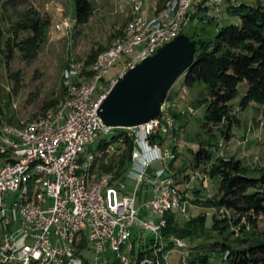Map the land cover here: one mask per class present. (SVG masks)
I'll use <instances>...</instances> for the list:
<instances>
[{
	"label": "rangeland",
	"instance_id": "1",
	"mask_svg": "<svg viewBox=\"0 0 264 264\" xmlns=\"http://www.w3.org/2000/svg\"><path fill=\"white\" fill-rule=\"evenodd\" d=\"M177 1L175 0V3ZM240 1H245L247 4L260 3L264 6V0L237 2ZM91 2L92 16L87 23L78 24L75 0H14V3L0 0V30L6 38L10 37L14 22L29 8H34L42 15L48 16L51 21L38 57L34 61L24 60L19 50H15L9 63L6 58L0 62V124L8 122L9 119L11 123L17 124L21 121L42 118L46 102L57 99L60 104L68 95L70 83L82 84L93 78L95 70L92 71L91 76L85 75L86 71L89 72V66L84 64L90 55L97 53L99 55L102 51L111 48L118 40L121 42L130 40L127 27L133 17L132 0H91ZM194 2L195 0L188 10V15L191 17L183 21L180 31L196 41L215 37L223 26L241 22L239 15L228 11V8L231 9L234 5L232 0L218 2V5L214 0H197L193 4ZM170 3L172 0H145L143 13L149 26L153 27L154 23L159 25L163 20L161 15L170 7ZM168 12L169 10L166 13ZM147 28L145 27L144 31ZM145 33H149L148 29ZM145 42L146 39L143 43ZM139 47L140 45L131 52L124 50L125 53L122 52V56L119 55L121 57L115 59V66L110 73H104L105 82H117L122 77H120L121 72L129 66L125 64L133 63L138 58ZM197 50L200 48L197 47ZM79 63L83 65L81 70L76 66ZM246 90V84H240L239 94L231 102L232 113L236 115L237 122L232 125L228 133L224 124L204 126L207 113L205 97L208 95L204 83L197 82L192 87L186 86L182 76L167 94L163 106L165 105L166 113L176 119L177 128L170 131V135L162 134L164 137L162 142H159L158 137L152 138V142L159 143L165 149L170 148L166 163L157 160L153 166L158 169L166 165L167 174L174 179L175 186L179 183L180 188L190 196L184 195L181 207L173 210L178 222L177 228L182 236L187 235L188 238L171 235L172 245L163 238V252L154 251V255L151 256V259L154 258L152 259L155 261L154 264H167V258L170 264H182L181 250L188 247L190 249L188 260L191 264L198 262L228 264L224 259L223 242L236 248L264 242V215H256L252 219L240 215L239 223H235L232 218L238 216L232 210L219 208L216 204L220 195V180L218 176L209 173L211 163H197L194 158L199 147H204L213 154L212 163L218 162L220 158L233 159L241 163L244 172L250 177L260 178L264 175V107L256 103L243 106L241 101ZM52 108L53 106L47 109V111L50 109L48 113L57 109L58 105L57 108ZM188 112L189 118L186 117ZM162 117L165 119V116ZM113 129H106L102 133L109 134ZM158 132L165 130L161 129ZM99 139L100 137H97L93 144L86 147V160L92 164L93 151L98 149ZM120 141L123 142L120 146L125 150L124 139L121 138ZM115 148V145H110L109 151L101 156L96 172L99 171L98 173L101 174L100 172L105 171L119 177L125 174V168L126 166L128 168L131 159L128 158L129 161L127 159L122 165L120 159L113 155ZM134 162L132 158L127 174H131ZM110 165L114 166L111 171L105 168ZM125 185L126 193L132 194L136 181L126 178ZM216 213L222 218H227V221L214 228L212 217ZM198 218L200 220L196 221ZM176 239L181 240L180 243L184 248L176 242ZM199 256L201 259L198 258ZM194 258L198 262H193Z\"/></svg>",
	"mask_w": 264,
	"mask_h": 264
},
{
	"label": "built area",
	"instance_id": "2",
	"mask_svg": "<svg viewBox=\"0 0 264 264\" xmlns=\"http://www.w3.org/2000/svg\"><path fill=\"white\" fill-rule=\"evenodd\" d=\"M223 1L214 0L217 5ZM236 1L232 0L234 5ZM186 5L182 4L177 27H183L184 18L191 17L185 14ZM138 6L132 0L131 7ZM167 24L169 16L164 25L155 26L158 36L153 42L140 43L139 59L125 65L135 67L170 42L171 34L160 36V27ZM124 50L127 51V47ZM116 54L106 61L105 73H110L115 66ZM91 85L92 82L86 83L81 102L71 106L69 113L58 111L55 117L41 123H34V119L21 121V124L32 123V130H27L23 136H14L0 125V217L6 227V235L0 236V264H42L43 257H54V264H105L106 260H114L115 264H137L139 253H143L140 264H151L156 242L161 240L154 239V231L158 230L157 222L161 220L162 203H170L174 213V198L177 195L190 197L179 183L176 189L167 190L166 165L158 169L153 166L157 160L166 163L170 150L152 142L153 136L170 135V131L177 128L176 119L166 123L162 115L136 126V134L131 137L139 143L138 156L131 174H125L123 181L114 182L111 175L102 180L97 189L77 186V193H67L65 178H72L74 185L77 184L75 164L73 176L65 177V163L71 162V151L78 142L91 141L92 133H100L93 131V123L98 122L100 106L114 87V83H104L103 78L100 92H91ZM67 92H76V82L69 84ZM186 117L189 118V112ZM158 123H165V132H158ZM35 128H42V136L40 142L31 143L27 132H35ZM100 134L102 140L107 133ZM11 143L23 144V151L12 153ZM33 168L46 170L47 193L41 200L24 202L23 193L17 189V179L19 175L31 173ZM126 178L136 181L132 194L126 193ZM103 181L111 183L108 204L100 202ZM9 193H16L17 205H10ZM116 213H123V221H116ZM83 228L91 229L94 245L90 249L72 248V234H79V240L83 241ZM176 242L181 240L176 239ZM181 251L182 264H191L189 247ZM166 261L170 264L168 258Z\"/></svg>",
	"mask_w": 264,
	"mask_h": 264
},
{
	"label": "trees",
	"instance_id": "3",
	"mask_svg": "<svg viewBox=\"0 0 264 264\" xmlns=\"http://www.w3.org/2000/svg\"><path fill=\"white\" fill-rule=\"evenodd\" d=\"M237 1L236 5H233L231 9L228 8V11L240 16V24L223 26L218 30L215 37L199 39L197 47L200 50H197L193 64L183 74L186 86L192 87L197 82H202L206 85L208 95L205 97L207 113L204 126L213 127L224 124L227 128L226 133L237 122L236 115L232 113L231 102L238 96L240 84L243 83L247 86V90L241 101L243 106L246 107L250 103H256L264 107V6L260 3L247 4L245 1H240L239 3ZM8 2L14 3V0H8ZM75 11L77 23H87L93 14L91 0H75ZM135 15V7H133V17L128 26L134 20ZM50 22L48 16L42 15L34 8H29L22 12L12 26L10 37H4L3 32L0 30V62H2L3 58H6L7 63H9L14 56L15 50H19L24 60L28 62L34 61L38 57L41 45L45 40L46 30ZM99 55L98 53L90 55L86 64H84L85 66H89V72L86 71L85 73L87 77L91 76V68L97 62ZM76 66H79L78 69L81 70L83 65L79 63ZM168 97L170 98V94ZM58 103L57 99L46 102L44 105L45 112L41 117L43 118L48 114L50 110L47 111L48 108L52 106V109L57 108ZM162 116H165V119L169 117L173 120V117L166 113L165 106ZM39 119L41 118L39 117L34 121ZM11 122V119H9L4 124L16 127H24L30 124H15ZM124 130H127L128 133ZM128 130L125 128H114L102 140L100 136L98 149L93 151V164L87 161L86 157L84 159L89 163V174H92V170L98 165L97 163L100 161L101 156L109 151L110 145H115L116 148L113 155L120 159L122 165L125 164L128 158L131 159L128 168L126 166L127 169L125 168L126 171L124 170L125 174L128 173L136 141L131 137L133 136L132 131L129 130V133ZM155 137L160 139L159 142H162L164 139L162 134L154 135L153 138ZM121 138L124 139L125 150L120 146L123 144L120 141ZM212 155L208 149L199 147L194 158L197 163H211L209 173L212 176L219 177L220 195L216 203L217 206L232 210L239 217L232 218L237 224L241 218L240 215L249 216L251 219L256 215H264V175L260 178L250 177L244 172L241 163L233 159L220 158L218 162L212 163ZM113 167V165H110L105 168L111 171ZM168 169L171 170L169 167ZM96 171L94 174H99V171ZM100 173L113 175L105 171ZM124 175L122 177L113 175L114 182L123 181ZM195 202H197V199ZM164 217L167 223L161 230L162 239L165 237V241L172 245L173 240H171V235L176 234L183 238H188L187 235L182 236L180 233V230L177 228L178 222L171 210L165 211ZM212 218L214 228H217L220 223L225 224L227 221V218H222L217 213ZM198 220L200 218L196 219V221ZM229 220L231 221V219ZM1 231L2 226L0 224V233ZM162 244L160 251L163 252L164 240H162ZM179 245L184 248L182 243L179 242ZM222 245L224 259L228 264H264V242L252 244L244 248L233 247L227 242H223ZM142 255L143 253H139L137 264H140ZM195 258L192 261L198 262ZM198 258L201 259L200 256ZM110 264H115V261H111ZM198 264L201 263L198 262Z\"/></svg>",
	"mask_w": 264,
	"mask_h": 264
},
{
	"label": "bare ground",
	"instance_id": "4",
	"mask_svg": "<svg viewBox=\"0 0 264 264\" xmlns=\"http://www.w3.org/2000/svg\"><path fill=\"white\" fill-rule=\"evenodd\" d=\"M188 1V2H187ZM194 0H178L175 3V0L170 3V7L166 10H169L168 14L165 12L161 17L163 20L159 22V25H164L167 22L166 16L171 15V19L169 20V24L166 26L160 27V36H167L171 34V41L175 39L181 33V27H177V21L181 20V11H182V4H186L185 6V14L188 15V10L190 9V5L192 6V2ZM195 3V2H194ZM193 3V4H194ZM220 3V2H219ZM135 5H139L137 8L135 7V18L129 24L127 28V32L129 33L130 40L126 42H121L118 40L111 49L101 53L98 57L97 62L93 65L92 71L95 70L96 73L93 78L89 81H85L82 84H76V92H68L67 98L62 101L58 108L54 111L49 112L45 117L34 121V123H41L44 122L46 119H50L51 117H55L58 111L62 113H69L71 110V106H77L81 102V98H83V91L86 88V83L92 82L91 85V92H100V84L104 83H114L112 82H105L104 75L106 76V61L112 57L113 53H117L115 59L122 54L124 48L127 47V52L135 50L140 43H143L146 39L147 42H153L158 36V28H155L156 23H154L153 27L149 26L144 17V1L143 0H135ZM146 13V12H145ZM191 14V13H190ZM187 18V17H186ZM184 18V20L186 19ZM187 20V19H186ZM147 26L149 28H147ZM145 27L148 29L149 33H145ZM176 30V33L174 31ZM144 31V32H143ZM129 38V37H128ZM140 48V47H139ZM126 51V50H125ZM125 53V52H123ZM122 56V55H121ZM119 56V57H121ZM139 59V56L138 58ZM134 65H129L125 68L124 71L121 72L120 77L124 76ZM78 68V67H77ZM118 81V80H117ZM165 106V105H164ZM164 106H162V112L164 110ZM166 123H173L172 118L166 117ZM4 129H9L10 133L14 136H23V133H26L27 130H32V123L24 126V127H16L9 124H0ZM165 123H158V131L161 129L165 130L164 127ZM115 128L112 126L106 125L102 118L98 117V122L93 123V131H98L102 133L106 129ZM125 129H129L132 131V134H136V126H129L123 127ZM100 133H92L91 141L85 142H78L76 147H74L71 151V162H66L64 167V175L65 177H72L73 176V164L74 166V175H75V183L72 178H65V188L67 189V193H77V186L78 187H86L88 189H97L99 183L104 180L105 178H111L109 174H89L88 168L89 163L85 161V153L86 147L90 144H93L97 137H100ZM40 136H42V128H35V132H27V140L31 143H38L40 142ZM136 140V139H135ZM10 151L12 153H19L23 151V144L18 143H11L10 144ZM139 151V143L135 141V149L133 151V159L136 160ZM46 177V170L41 168H33L31 173L28 175H19L17 179V189H20V193L24 195V202H32L33 200H41L42 195L47 193V180H44ZM90 178V179H89ZM175 181L167 175L166 180V188L167 190H174L177 186H175ZM111 190L110 181H103L101 186V195H100V202L101 204H108V193ZM184 195H177L174 198L173 209L180 207L183 201ZM9 200L10 205H17V198L16 193H9ZM171 210L170 203H162V209L159 211V218L161 219L157 222V229L154 233L156 237L154 239H161L160 241L156 242L155 252L160 251L162 247V237H161V230L166 225V219L164 217L165 211ZM116 221H123V213H116ZM0 224L2 226V231L0 236L6 235V227L3 225L2 217H0ZM82 238L83 241L79 240V234H72L71 236V246L72 248H81V249H90L94 245V238H92V232L90 228H83L82 230ZM154 259V258H152ZM151 259V264H154L155 261ZM113 260H106L105 264H110ZM42 264H54V257H43Z\"/></svg>",
	"mask_w": 264,
	"mask_h": 264
},
{
	"label": "water",
	"instance_id": "5",
	"mask_svg": "<svg viewBox=\"0 0 264 264\" xmlns=\"http://www.w3.org/2000/svg\"><path fill=\"white\" fill-rule=\"evenodd\" d=\"M197 41L186 33L165 44L121 77L102 102L99 115L115 128L157 119L175 82L195 60Z\"/></svg>",
	"mask_w": 264,
	"mask_h": 264
},
{
	"label": "crops",
	"instance_id": "6",
	"mask_svg": "<svg viewBox=\"0 0 264 264\" xmlns=\"http://www.w3.org/2000/svg\"><path fill=\"white\" fill-rule=\"evenodd\" d=\"M197 0H195V2H196ZM204 1V0H203ZM195 4V3H194ZM152 17V16H151Z\"/></svg>",
	"mask_w": 264,
	"mask_h": 264
}]
</instances>
